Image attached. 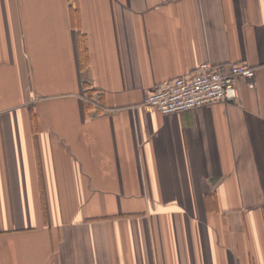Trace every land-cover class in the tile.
<instances>
[{"label": "crops", "instance_id": "obj_1", "mask_svg": "<svg viewBox=\"0 0 264 264\" xmlns=\"http://www.w3.org/2000/svg\"><path fill=\"white\" fill-rule=\"evenodd\" d=\"M205 62L253 86L143 104ZM0 264H264V0H0Z\"/></svg>", "mask_w": 264, "mask_h": 264}, {"label": "built area", "instance_id": "obj_2", "mask_svg": "<svg viewBox=\"0 0 264 264\" xmlns=\"http://www.w3.org/2000/svg\"><path fill=\"white\" fill-rule=\"evenodd\" d=\"M255 69L246 64H200L192 73L177 76L149 89L143 104L169 115L199 106L233 101L238 96L237 81L252 87Z\"/></svg>", "mask_w": 264, "mask_h": 264}, {"label": "trees", "instance_id": "obj_3", "mask_svg": "<svg viewBox=\"0 0 264 264\" xmlns=\"http://www.w3.org/2000/svg\"><path fill=\"white\" fill-rule=\"evenodd\" d=\"M84 52H85V49H84L83 43L81 41V43H79V58H80L79 62H80L81 68H83L85 66L84 62H86V58H85V53ZM84 86L86 87L87 98L90 100V98L92 97V94H93L94 91L89 87L88 83H84Z\"/></svg>", "mask_w": 264, "mask_h": 264}]
</instances>
